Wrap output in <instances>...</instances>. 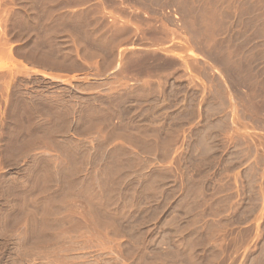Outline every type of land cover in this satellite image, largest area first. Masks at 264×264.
I'll return each mask as SVG.
<instances>
[{
    "label": "rangeland",
    "instance_id": "374dc122",
    "mask_svg": "<svg viewBox=\"0 0 264 264\" xmlns=\"http://www.w3.org/2000/svg\"><path fill=\"white\" fill-rule=\"evenodd\" d=\"M0 264H264V0H0Z\"/></svg>",
    "mask_w": 264,
    "mask_h": 264
},
{
    "label": "crops",
    "instance_id": "0c3cea01",
    "mask_svg": "<svg viewBox=\"0 0 264 264\" xmlns=\"http://www.w3.org/2000/svg\"><path fill=\"white\" fill-rule=\"evenodd\" d=\"M79 75H81V74H79Z\"/></svg>",
    "mask_w": 264,
    "mask_h": 264
}]
</instances>
